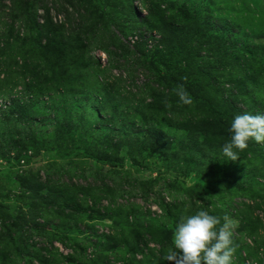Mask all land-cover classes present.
I'll return each mask as SVG.
<instances>
[{
	"label": "rangeland",
	"instance_id": "obj_1",
	"mask_svg": "<svg viewBox=\"0 0 264 264\" xmlns=\"http://www.w3.org/2000/svg\"><path fill=\"white\" fill-rule=\"evenodd\" d=\"M0 5L7 50L21 53L0 75V191L20 201L28 178L42 187L34 199L47 201L26 208L29 225L10 227L16 264H34L33 250L45 264H169L176 225L199 210L237 222L234 264H264V143L234 149L237 161L222 151L237 114H264V0ZM97 81L122 99L117 109L85 112L96 106L85 88ZM178 83L191 105L179 101ZM76 103L84 110L71 111ZM121 115L132 133L115 125ZM152 121L160 141L129 139Z\"/></svg>",
	"mask_w": 264,
	"mask_h": 264
},
{
	"label": "clouds",
	"instance_id": "obj_2",
	"mask_svg": "<svg viewBox=\"0 0 264 264\" xmlns=\"http://www.w3.org/2000/svg\"><path fill=\"white\" fill-rule=\"evenodd\" d=\"M179 101L191 105L192 99L182 85L175 90ZM166 107L171 105L165 101ZM230 142L223 146V154L231 161L239 159L248 142L264 143V114H237L230 126ZM237 222L225 215L221 218L208 211L182 216L173 233V247L163 259L169 264H234L236 245L234 230Z\"/></svg>",
	"mask_w": 264,
	"mask_h": 264
},
{
	"label": "trees",
	"instance_id": "obj_3",
	"mask_svg": "<svg viewBox=\"0 0 264 264\" xmlns=\"http://www.w3.org/2000/svg\"><path fill=\"white\" fill-rule=\"evenodd\" d=\"M3 1L4 0H0V4ZM11 2L14 6V10H16L17 7L15 5V0H11ZM5 9H7L5 7V5H0V10H2L1 12H3ZM7 17L10 20H12V18H13L12 12L10 14H8ZM38 27L40 28V25H38ZM9 31L12 32L11 29ZM10 32H8L7 30L5 31L4 28L2 30H0V50H1V53H0V75H4V76H8L10 73L11 67L16 65V63H13L15 61V56L16 55L19 56V54H21L20 51L19 52H15V51L11 52L10 50H7V49H11V47H12L11 41H10L11 40V33ZM38 33H40V31L35 32L36 35ZM28 34L32 35V33H28ZM75 64H77V63L75 62ZM46 74L51 75V76L53 75V73H51V72H48ZM81 80H82V83H85V85L89 83V80H86V78H81ZM92 84L94 86H97L98 88L97 87L90 88L89 86H87L85 89H86L88 95H91V93L92 94L94 93V97H95L94 100L96 101L95 102L96 106L95 107L94 106H86V109H85L86 113H93L94 115H96V113H98L102 110H105V108H112V107L115 109L118 108L119 102L122 101V99L119 97V95L112 92V89L110 86H108L106 84L100 86L101 83L99 84L98 81L96 83L92 82ZM47 85L48 86L43 87L46 92L51 89V88H48L50 86L49 82ZM180 85L181 84L178 83V86H180ZM94 88H97L98 91H96ZM99 89H100V91H99ZM62 91L64 92V90H62ZM81 93H83V91ZM62 97H63L62 100H64L65 99L64 93L62 94ZM85 103H86V105H88L87 102H85ZM76 107H77V103L73 104L71 106L70 110L74 111V110L78 109ZM125 107H126V105H125ZM80 108L78 110H80ZM8 109H11V107H9ZM14 109L17 112V107H15ZM82 109H83V107H82ZM143 112H146L144 107L141 108L140 111H138V114L136 113V115L139 116L142 121L145 120L140 116L143 114ZM13 113H15V112H13ZM127 113L128 112H126L125 114H127ZM126 120H127V117L125 115H121V116H119V119L117 120V124H115V125H119L121 131H123L122 129H126L128 134H130L132 132L129 131L128 126L124 122ZM152 122L153 123H152L151 129L147 134H145L144 136H141L140 135L141 132H140L138 134H133L129 139H132V140H135L138 142H139V140L142 139L144 145L145 144L149 145L148 143H151L152 141L156 142V143L158 141H160L164 135L162 130H161V126L158 125L159 124L158 121H157V123H155V121H152ZM76 131H77V128L72 131L73 136H75ZM57 132L59 133L58 134V136H59L60 132L59 131H57ZM114 133H117V132L114 131ZM87 134H90V133L86 132L85 135L83 136V138L86 139V137H87L89 140H92L93 139V138H91L92 135H87ZM128 134L124 131V135L128 136ZM69 139L72 141L73 137H69ZM260 157H261L262 161L264 162V153H262ZM261 179L264 180V176ZM24 182L25 183H24L23 189H22L24 191V193L22 192L21 195L17 196V198H19L20 201H16V200L12 199V198L16 197V195L11 194V191L5 195H3V193L5 191H3V190L0 191V221L4 224V227H5V234L2 232L0 234V238L4 237L6 239V245H7L6 251H4V250L2 251L1 250L2 248L0 246V264H16L17 260H20L22 258V257H20L21 253H22L20 251V249H19V251H18V249H15L14 253H10V250L13 248L12 245H8L10 243L9 241H11V239H12V232L10 230V227L13 225H16V224H21L22 222L27 223L28 221H30L26 217V214H25V213H27L26 212L27 207L29 208V210L31 212V210H35L37 208H40V204L43 207V204L47 203V201L45 202L46 199H44V197H42V194L37 199H34L35 192L36 193L41 192L42 187L36 188L35 186L32 185L33 180L28 179V178H26ZM259 187L261 188L263 186L259 185ZM35 195H37V194H35ZM12 200H13V203L18 202L20 204V206H15L14 204H12ZM9 202H11V203H9ZM15 211H17V212H15ZM5 224H7V226H9V227H7ZM29 224H30V222H28L27 225H29ZM31 226L36 227L34 224ZM2 231H4L3 227H2ZM16 251H17V253H15ZM28 256L30 258V262L32 261L34 264L35 263L36 264H45L43 261L44 260L48 261L47 257L40 254V250H33L32 252L28 253Z\"/></svg>",
	"mask_w": 264,
	"mask_h": 264
}]
</instances>
